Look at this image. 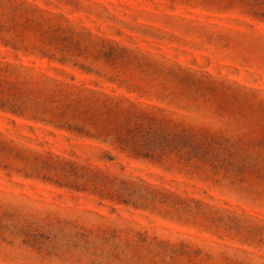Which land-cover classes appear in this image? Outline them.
Instances as JSON below:
<instances>
[{
	"label": "rangeland",
	"instance_id": "obj_1",
	"mask_svg": "<svg viewBox=\"0 0 264 264\" xmlns=\"http://www.w3.org/2000/svg\"><path fill=\"white\" fill-rule=\"evenodd\" d=\"M0 264H264V0H0Z\"/></svg>",
	"mask_w": 264,
	"mask_h": 264
}]
</instances>
